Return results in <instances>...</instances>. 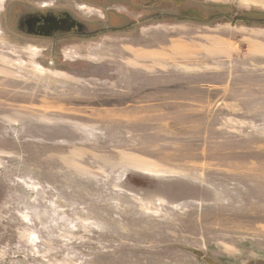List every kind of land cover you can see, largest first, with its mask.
Instances as JSON below:
<instances>
[{"label": "rangeland", "instance_id": "obj_1", "mask_svg": "<svg viewBox=\"0 0 264 264\" xmlns=\"http://www.w3.org/2000/svg\"><path fill=\"white\" fill-rule=\"evenodd\" d=\"M11 1L0 264H264V0L59 42L11 30Z\"/></svg>", "mask_w": 264, "mask_h": 264}, {"label": "flooded vegetation", "instance_id": "obj_2", "mask_svg": "<svg viewBox=\"0 0 264 264\" xmlns=\"http://www.w3.org/2000/svg\"><path fill=\"white\" fill-rule=\"evenodd\" d=\"M83 1L101 10L105 19L90 21L69 8L59 9L54 8L53 4L39 5L25 0H12L6 9L7 25L28 41L59 42L72 36L121 31L134 24L153 20L155 14L163 18H180L211 10L181 0ZM144 17V21H139Z\"/></svg>", "mask_w": 264, "mask_h": 264}, {"label": "crops", "instance_id": "obj_3", "mask_svg": "<svg viewBox=\"0 0 264 264\" xmlns=\"http://www.w3.org/2000/svg\"><path fill=\"white\" fill-rule=\"evenodd\" d=\"M144 44H153V45H162L161 43H159V42H145ZM153 56V57H157V56H160V55H164L163 53H158V52H156V53H154V52H152V53H150V54H147V56ZM162 63H164V62H162ZM158 64H160V63H158L157 62V65ZM165 99H163V101H164ZM167 188H172V186L171 187H167ZM172 190V189H171Z\"/></svg>", "mask_w": 264, "mask_h": 264}, {"label": "trees", "instance_id": "obj_4", "mask_svg": "<svg viewBox=\"0 0 264 264\" xmlns=\"http://www.w3.org/2000/svg\"><path fill=\"white\" fill-rule=\"evenodd\" d=\"M202 13V12H201ZM201 13L199 14H196V15H190L191 17H180L178 19H186V20H193V21H196L198 19V17L202 16ZM258 22H262V21H258Z\"/></svg>", "mask_w": 264, "mask_h": 264}, {"label": "water", "instance_id": "obj_5", "mask_svg": "<svg viewBox=\"0 0 264 264\" xmlns=\"http://www.w3.org/2000/svg\"><path fill=\"white\" fill-rule=\"evenodd\" d=\"M71 30V29H70Z\"/></svg>", "mask_w": 264, "mask_h": 264}]
</instances>
